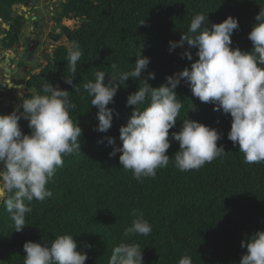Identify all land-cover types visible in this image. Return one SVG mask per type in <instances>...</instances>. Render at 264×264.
Instances as JSON below:
<instances>
[{"label":"trees","instance_id":"obj_1","mask_svg":"<svg viewBox=\"0 0 264 264\" xmlns=\"http://www.w3.org/2000/svg\"><path fill=\"white\" fill-rule=\"evenodd\" d=\"M26 2L31 0H0V23L11 26L10 31L0 32L7 34L0 40V49L12 47L14 33L24 21L23 16L14 17V6ZM261 8L264 0H66L61 17L82 22L75 31L64 29L71 44L78 42L84 53L74 81L80 91L74 92L64 83L69 49L64 46L55 52L49 67L32 79L30 87L35 93L27 98L42 94V85L47 81L73 91L70 95L76 107L70 115L83 129L81 152L63 157V167L47 185L53 196L32 202V212L26 217L29 225L22 232H15L10 214L1 204L0 264H23L25 242L50 244L62 234L74 236L81 246L78 250L87 251L86 264H108L114 247L133 240L144 248L145 264H178L185 253L192 257L193 264H239L246 252L241 242L264 230V163L243 162L238 146L227 138L230 115L213 111L212 104L201 103L182 83L176 89L184 105L178 119L189 116L217 128L223 133L218 146L223 145L226 154L200 170L186 172L178 170L170 160L166 168L157 169L156 178H144L141 183L120 165L121 153L115 157L109 153L122 146L119 130L134 108L127 106V98L142 82L129 78L127 87H120L114 104L109 105L118 114H114L107 133L95 130L98 109L92 107V97L84 91L83 84L94 80L97 71L110 76L111 62L123 71L130 70L141 49L150 58L143 76L155 73V79L149 80L153 87L166 83L168 76L194 62L181 58L187 45L170 53L169 41L180 40L195 14H206L209 29L228 16L238 18L240 27L233 34L232 46L250 51L248 34ZM143 20L147 26L139 25ZM197 50L191 49L194 60L198 59ZM192 102L195 111H190ZM20 124L25 133L30 132L28 121L21 119ZM181 126L182 121H178L170 133L178 132ZM109 137L115 138L114 146L108 145ZM177 151L179 143L173 141L167 154L174 158ZM132 209L143 212L153 227L150 235L123 237L124 229L134 219ZM84 244L91 247L83 248Z\"/></svg>","mask_w":264,"mask_h":264},{"label":"clouds","instance_id":"obj_2","mask_svg":"<svg viewBox=\"0 0 264 264\" xmlns=\"http://www.w3.org/2000/svg\"><path fill=\"white\" fill-rule=\"evenodd\" d=\"M72 21L82 24L79 19ZM255 21L248 34L252 43L249 51L232 46L233 34L240 27L238 18L228 16L209 29L206 14H195L187 32H181L180 40L169 41L170 53L187 45L181 58L194 62L168 76L166 83L159 87L149 83L155 79L154 72L143 76L150 58L142 54V49L130 70L123 71L116 62H111L110 76L97 71L94 80L83 84L84 91L92 97V107L98 109L95 130L107 133L113 125L114 114H118L109 105L114 104L120 87H127L125 82L129 78L142 82L127 98V106L134 108L126 125L119 130L122 146L114 147L109 153L110 157L121 153L120 165L130 170L137 182L156 178L157 169L166 168L170 160L178 170L186 172L200 170L226 154L224 146H218L223 133L217 128L189 116L178 119L184 105L176 89L182 83L201 103L212 104L213 111L230 115L227 138L238 146L245 164L264 163V8L255 16ZM139 25L147 26L145 20ZM7 26L10 31L11 26ZM193 48L198 49L195 60ZM83 55L79 43L74 42L68 49L67 74L63 77L64 83L77 93L80 88L74 81ZM73 91L47 81L42 85V94L30 98L21 95L22 102L15 110L0 114V197H3L0 204L10 214L15 232H22L29 225L26 217L32 212L34 200L43 202L53 196L47 185L57 169L63 167V157L81 152L83 129L70 115L76 107L70 95ZM195 110L192 102L190 111ZM21 119L28 121L29 133L23 131ZM178 121H182L180 130L170 133ZM173 141L179 143V151L170 158L167 153ZM107 143L114 146L116 140L109 137ZM130 214L134 219L124 229V238L146 237L152 233L153 227L142 211L132 209ZM80 247L70 234L58 235L50 244L27 241L23 245V264H86L88 253L78 250ZM241 247L246 252L239 264H264V230L243 240ZM143 249L134 240L122 241L114 247L108 264H145ZM178 264H193L192 257L185 253Z\"/></svg>","mask_w":264,"mask_h":264},{"label":"flooded vegetation","instance_id":"obj_3","mask_svg":"<svg viewBox=\"0 0 264 264\" xmlns=\"http://www.w3.org/2000/svg\"><path fill=\"white\" fill-rule=\"evenodd\" d=\"M33 1L19 5L14 17L23 16V25L14 33L12 47L0 49V114H4L5 110L8 114L15 110L13 103L19 105L22 102L21 95L27 98L35 93L34 88L30 87L32 79L42 74L54 61L55 52L64 47L59 45L63 38L70 41L64 29H70L66 23L76 19L61 17L66 0H35V4ZM22 6L26 7V11ZM80 26L77 27L75 21L71 30L75 31ZM0 37L3 40L7 34H0ZM26 43L29 44L25 46ZM25 58L31 62H24ZM7 100L11 102L10 107L5 106Z\"/></svg>","mask_w":264,"mask_h":264},{"label":"water","instance_id":"obj_4","mask_svg":"<svg viewBox=\"0 0 264 264\" xmlns=\"http://www.w3.org/2000/svg\"><path fill=\"white\" fill-rule=\"evenodd\" d=\"M33 4H35V0L33 1ZM54 6V5H53ZM19 8V5H16V6H14V11H16L17 9ZM22 9L23 10H25L26 11V7L25 6H22ZM2 26H3V28H5V29H9V27L5 24V25H1L0 24V29L2 28ZM29 43H26V45L25 46H27ZM21 57H22V55H21ZM8 62H9V60H7ZM24 62H31V60H29L28 58H25V61ZM19 64V62L18 61H16V65H18ZM32 64V63H31ZM6 72H9V69H6ZM1 92V91H0ZM14 104V108L16 109L17 108V104L16 103H13ZM5 106L6 107H10L11 106V102L9 101V100H7L6 101V103H5ZM4 114L5 115H7L8 114V112L5 110L4 111ZM0 198H3V197H0ZM0 206H1V204H0ZM1 264H3V262L1 263Z\"/></svg>","mask_w":264,"mask_h":264},{"label":"rangeland","instance_id":"obj_5","mask_svg":"<svg viewBox=\"0 0 264 264\" xmlns=\"http://www.w3.org/2000/svg\"><path fill=\"white\" fill-rule=\"evenodd\" d=\"M75 23V21H71V22H67L66 25L70 28V29H73V24ZM81 23L77 22V27L80 26ZM59 45L61 46H66V47H70L72 44L71 42L66 39L65 37L63 38L62 42L59 43Z\"/></svg>","mask_w":264,"mask_h":264}]
</instances>
